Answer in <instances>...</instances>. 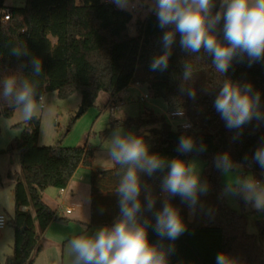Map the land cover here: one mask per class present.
Segmentation results:
<instances>
[{"label": "trees", "instance_id": "16d2710c", "mask_svg": "<svg viewBox=\"0 0 264 264\" xmlns=\"http://www.w3.org/2000/svg\"><path fill=\"white\" fill-rule=\"evenodd\" d=\"M6 15L10 17L9 21L2 22ZM133 18L130 11L102 0H81L80 3L78 0H26L25 6L5 11L2 5L0 67L22 71L37 81L43 94L56 91L61 99L80 94L84 112L95 105L101 93L115 100L132 85L146 86L151 96L164 99L171 114L181 106L184 116L192 122L191 129L180 126L175 130L164 118L153 113L137 120L114 122L116 125L135 124L138 128L152 126L150 133L154 146L151 152L169 159L180 157L189 161L199 156L205 161L202 179L207 180L209 190L200 197L202 207H197L194 221L189 219L187 204L182 203L178 196L172 197V203L180 209L186 231L175 241H164L165 246H175L169 257L170 264H216L217 254L221 252L231 256L233 264H264V245L247 232L246 216L227 205L222 196V173L214 165L215 156L227 151L235 162L244 165L245 171H251L263 180L261 173L264 169L252 160V155L264 138V123L256 127L253 120L234 140L236 130L225 127L213 106L219 91L218 84L224 78L212 66V58L203 53L189 54L181 50L177 34L168 69L151 71L152 58L163 51L160 43L162 30L157 27L156 17L151 13L137 20L134 27ZM132 28L135 35L131 34ZM51 38L57 40L55 46ZM18 43L27 44L28 56L18 59L11 55L10 49ZM32 56L42 60L43 73L39 77L31 76ZM186 59L193 65L195 98L179 89ZM226 77L241 83L250 82L254 91L260 92L264 107V61L251 65L247 60L234 61ZM15 110L5 107L0 116L11 118ZM27 123L16 125L23 131L21 137L11 148L0 151L1 156L19 150L21 163L20 173L8 174V178L15 182V213L10 220L15 242L6 264H34L42 250L37 225L44 232L52 222L66 221L43 201L42 193L51 187H67L81 166L93 168V150L87 146L65 148L60 144L39 146L40 121L34 118ZM183 134L193 135L197 143L203 142L206 151L178 152V140ZM118 167L93 171V223L112 224L119 214L118 197L114 193L119 182ZM162 176L163 173L153 177L142 174V182L151 186L158 196L157 208L161 207L163 199ZM113 186L114 191H111L109 188ZM141 194L143 200L144 193ZM238 199L244 204L242 198ZM145 216L154 225L155 217L151 213H145ZM148 235L153 243L160 239L152 227H149Z\"/></svg>", "mask_w": 264, "mask_h": 264}, {"label": "clouds", "instance_id": "9594fccd", "mask_svg": "<svg viewBox=\"0 0 264 264\" xmlns=\"http://www.w3.org/2000/svg\"><path fill=\"white\" fill-rule=\"evenodd\" d=\"M121 10H133L147 5V11L156 17L157 27L162 30L160 43L163 51L154 56L150 70L164 72L169 67L173 45L179 34L181 50L189 54L203 53L212 58L211 64L223 76L213 106L225 127L236 130L233 139L242 135V129L256 121V127L264 123V107L261 94L254 91L250 82L241 83L227 78L234 61L248 64L264 61V0H111ZM222 33V35H221ZM12 56L29 55L26 43H18L10 49ZM200 58L199 55H196ZM191 57V55H190ZM31 76L43 73L42 60L32 56ZM181 93L196 97L193 86V65L186 59L180 75ZM207 90V89H206ZM0 100L17 109L25 122L41 114H51L48 97L39 91L38 83L18 70L0 76ZM183 118L184 110L177 106L173 113ZM181 126L190 128L188 121ZM146 132L140 134L116 127L106 145V155L118 165L119 182L115 189L119 214L111 225H103L89 233L87 229L68 240L69 264H170L174 244L165 246L164 241H175L185 231L186 225L180 209L172 203V197H180L194 213L200 205V197L209 190L207 180L195 160L180 157L167 158L151 152ZM177 151L180 153H203L206 145L197 143L193 135L179 137ZM247 161L248 157L245 156ZM264 169V138L252 155ZM214 165L225 177L222 189L224 197H240L257 211H264V181L254 175H244V165L235 162L229 152L218 153ZM163 173L161 207L157 208L158 196L151 186L142 182V174L153 177ZM144 193L143 200L141 193ZM211 211V210H209ZM151 213L155 223L145 216ZM152 227L158 242L149 240L148 229ZM216 264H233L225 252L217 254Z\"/></svg>", "mask_w": 264, "mask_h": 264}, {"label": "rangeland", "instance_id": "374dc122", "mask_svg": "<svg viewBox=\"0 0 264 264\" xmlns=\"http://www.w3.org/2000/svg\"><path fill=\"white\" fill-rule=\"evenodd\" d=\"M102 1L112 3L111 0ZM78 2L80 3L81 0H78ZM140 3H145V0H140ZM25 5L26 0H4L3 10L23 7ZM128 11L134 16L133 27L137 20H142L150 14L147 11L146 4L143 7L138 5L135 10ZM131 34H136L134 28L131 29ZM51 41L52 45L55 46L57 40L51 38ZM16 71L18 70L0 67V76L12 74ZM45 95L51 104V114H41L36 118L40 121L39 146L50 147L56 146L57 144L65 148L87 146V148L94 152L93 168L81 166L71 179L68 191L64 197L61 196L60 187H51L42 193L44 202L57 214L61 211L60 206L62 202H64L65 206L76 207L77 212L64 217L66 221L52 222L44 232L39 229L36 223L42 250L36 256L34 264H69L70 255L67 247L69 239L81 234L85 229L91 233L100 226L111 225L109 223H93L92 174L93 170L105 171L115 168L113 162L106 155V145L113 130L116 127H122L125 131H134L137 134H140L143 130L147 133L145 139L150 145V150L154 146V138L150 133L152 126L138 128L135 124L128 126L116 125L114 122L118 120L127 121L129 119L137 120L153 113L157 117L164 118L173 129L177 130L181 126L182 120L190 121L186 116L183 118L172 117L165 100L162 98H154L149 93L147 87L141 85H134V87L128 88L126 93H122L121 97L115 100L109 99L107 94L101 93L95 105L87 109L80 117H77L82 104V96L80 94L75 93L66 99H61L56 91L47 92ZM5 107H9V105L3 100H0V112H3ZM19 124L26 125L28 123L23 120L21 113L17 109L11 118L1 114L0 151L8 150L12 147L14 141L21 137L23 131L16 128V125ZM190 124L191 127L188 129L192 128V122ZM190 160H195L198 163L202 178L205 161L199 156H194ZM9 172H21L20 151L17 149L13 150L12 153L0 156V192L4 194L10 188V185L15 184L13 180L8 178ZM243 173L244 175H254L253 172L245 171L244 169ZM256 178L264 181V179ZM225 181L226 177L222 174V188L224 187ZM113 188L114 186L109 189L114 191ZM109 195L113 194L109 193ZM225 200L232 210L246 216L247 232L256 236L259 242L264 245V211L255 210L242 199L243 204L238 197H225ZM0 205L7 207L10 210V216L13 217L15 204L13 201L12 207H9L11 205L9 196L0 198ZM195 215L196 212L189 211L190 221H194ZM10 227L12 228L9 223L5 230L0 231V239L7 240V237L5 238L6 234L13 232ZM13 235L10 241L8 240L0 244V264H6L7 257L12 254L14 244Z\"/></svg>", "mask_w": 264, "mask_h": 264}, {"label": "crops", "instance_id": "0c3cea01", "mask_svg": "<svg viewBox=\"0 0 264 264\" xmlns=\"http://www.w3.org/2000/svg\"><path fill=\"white\" fill-rule=\"evenodd\" d=\"M145 18V17H144ZM131 87H134V85H132V86H130L129 88H131ZM128 90V89H127ZM127 90H125L124 92L126 93L127 92ZM123 92V93H124ZM122 95V94H121ZM121 97V96H120ZM122 99V98H121ZM3 151V150H2ZM2 156V155H1ZM93 171H100V170H93ZM14 186H15V184L14 185H10V188L6 191V193L4 194L3 192L1 193L0 192V198H2L3 196H6V197H10V206L9 207H12V202L14 201V204H15V200H14ZM69 186V185H68ZM68 186L67 187H64L63 189L65 190V192L64 193H62V188H61V196L62 197H64V195L66 194V192L68 191ZM42 198H43V196H42ZM44 201V200H43ZM62 203H64V202H62ZM65 205V204H64ZM15 206V205H14ZM11 209H13V208H11ZM23 210H25V211H27L28 210V208H24ZM10 210H8V208L7 207H5V206H1L0 205V214H3V215H5V216H7V218H8V225H9V223H10V218H12L11 216H10V212H9ZM77 212V211H76ZM75 212V213H76ZM14 213H15V207H14V210H13V216H14ZM9 216V217H8ZM7 225V226H8ZM11 228V227H10ZM6 229V228H5ZM5 229H2V230H5ZM11 230H13V232H14V229L13 228H11ZM1 231V230H0ZM12 232V231H11ZM7 233L6 234V236H5V238L7 237V240H5L6 242L9 240L10 241V239H11V237H12V235L14 236V242H15V233ZM4 241V239H0V244L1 243H4L5 242ZM14 245V244H13ZM12 250H13V247H12Z\"/></svg>", "mask_w": 264, "mask_h": 264}, {"label": "built area", "instance_id": "2783aa9c", "mask_svg": "<svg viewBox=\"0 0 264 264\" xmlns=\"http://www.w3.org/2000/svg\"><path fill=\"white\" fill-rule=\"evenodd\" d=\"M135 10V9H133ZM10 17L8 15H6L3 19L2 22H6L9 21ZM113 102V100H112ZM113 110V109H112ZM172 117L177 118L175 115L171 114ZM261 176L264 178V171L261 173ZM65 190L62 188V193H64ZM60 210L58 215L59 216H63V217H67L70 215H73L76 211L77 208L74 206H65L64 203L61 204L60 206ZM8 225V218L7 216L0 214V230L5 229Z\"/></svg>", "mask_w": 264, "mask_h": 264}, {"label": "water", "instance_id": "95a60500", "mask_svg": "<svg viewBox=\"0 0 264 264\" xmlns=\"http://www.w3.org/2000/svg\"><path fill=\"white\" fill-rule=\"evenodd\" d=\"M4 0H0V7L3 5ZM84 113V110L81 108L80 112L78 113L77 117H80Z\"/></svg>", "mask_w": 264, "mask_h": 264}]
</instances>
